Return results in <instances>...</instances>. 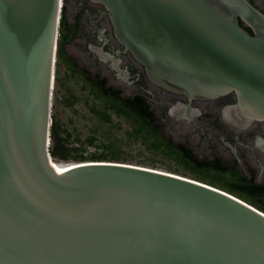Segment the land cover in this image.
I'll use <instances>...</instances> for the list:
<instances>
[{
	"label": "water",
	"instance_id": "water-1",
	"mask_svg": "<svg viewBox=\"0 0 264 264\" xmlns=\"http://www.w3.org/2000/svg\"><path fill=\"white\" fill-rule=\"evenodd\" d=\"M90 1L148 81L189 101L171 115L232 94L231 125L264 121V14L248 0ZM60 2L0 0V264H264V214L223 191L131 164L52 163Z\"/></svg>",
	"mask_w": 264,
	"mask_h": 264
},
{
	"label": "trees",
	"instance_id": "trees-1",
	"mask_svg": "<svg viewBox=\"0 0 264 264\" xmlns=\"http://www.w3.org/2000/svg\"><path fill=\"white\" fill-rule=\"evenodd\" d=\"M61 23H65L64 18H61ZM240 25L252 34L242 21ZM67 43V39L58 36L53 93L58 89L56 94L60 95L61 103L68 108H74L80 102L72 84L77 85L84 93V102L89 112L101 125L111 128L114 125L113 117L124 120L130 126L126 132L127 138L135 143L140 142L154 156H162L174 162L188 174L180 176L223 191L264 214V197L252 194L258 186L251 185L247 188L246 185L239 183L236 175L229 176L218 164L212 165L205 160H199L187 144L175 143L164 134L162 117L157 114L144 92L124 96L120 89L109 86L106 79L91 75L67 54L65 49ZM61 68H64L62 75L59 72ZM50 136L49 152L53 160L128 164L119 144L120 140L110 135L101 153H87L85 147L86 144H95L96 134L83 140L74 130L58 120L52 119ZM169 173L179 175L177 171Z\"/></svg>",
	"mask_w": 264,
	"mask_h": 264
},
{
	"label": "flooded vegetation",
	"instance_id": "flooded-vegetation-1",
	"mask_svg": "<svg viewBox=\"0 0 264 264\" xmlns=\"http://www.w3.org/2000/svg\"><path fill=\"white\" fill-rule=\"evenodd\" d=\"M248 1L264 14V0ZM61 18H64V24L61 23ZM59 28L64 30L59 36L68 40L66 46L82 41L84 53L92 58V66H84L71 56L82 68L99 79H106L111 86L108 78L93 71L95 68L103 69L105 66L113 72L115 79H119L118 81L125 83L127 87H137L138 92H144L149 97L163 123L171 115L169 110L171 106L189 104L182 96L158 88L156 91L151 90L143 67L130 53L124 52V47L116 39L109 13L102 5L90 0H62ZM91 47L102 48L114 56L119 61V71L113 68L111 62L105 63ZM120 90L124 95L123 90ZM234 103L235 96L232 94L216 100H194L190 104L191 112L186 113L184 107L179 117L186 116L191 119L193 127L210 140L213 154L216 156L207 162L212 165L218 164L229 176L236 175L239 183L246 185L247 188L251 185L258 186L252 194L264 197V121H256L242 128L231 125L226 120L224 109ZM155 105L158 106L157 109Z\"/></svg>",
	"mask_w": 264,
	"mask_h": 264
},
{
	"label": "rangeland",
	"instance_id": "rangeland-1",
	"mask_svg": "<svg viewBox=\"0 0 264 264\" xmlns=\"http://www.w3.org/2000/svg\"><path fill=\"white\" fill-rule=\"evenodd\" d=\"M82 41H77L66 46V52L77 59L84 66H92V58L84 53L82 48ZM98 48V47H97ZM109 63V62H105ZM94 73H100L102 76L109 79L111 86L122 89L125 96H131L137 93V87H127L125 83L114 78V74L109 69L103 67L95 68ZM60 74L64 72V68L60 69ZM151 90L156 91L151 83H149ZM76 95L80 98V102L74 108H68L60 102V95L56 94V89L52 96V119L64 123L69 129L74 130L84 140L90 135L96 134V142L93 145L86 144L87 153H101L104 149V144L108 143V135L119 139V144L125 154L128 164L140 165L148 168L155 167L158 170L165 172H176L179 175H188L185 171L177 166L174 162L162 156H154L148 151L140 142H132L127 136L126 132L130 129L128 123L124 120L113 117L114 125L110 128L107 125H101L95 117L89 112L87 104L84 102V93L81 92L77 85L72 84ZM158 100V98H157ZM157 109L158 106L155 105ZM174 105L170 107V111ZM200 111H198V114ZM196 114V115H198ZM195 115V116H196ZM196 120V119H194ZM163 132L171 138L175 143L187 144L195 153L199 160L212 161L215 154H213L212 145L209 139H206L202 132L193 127L192 120L186 116L176 117L170 115L164 123ZM218 145V144H217ZM219 146V145H218ZM220 147V146H219ZM227 153V152H226ZM59 164H76L77 162H64L54 160ZM153 162L155 165H153ZM190 177V176H188Z\"/></svg>",
	"mask_w": 264,
	"mask_h": 264
},
{
	"label": "bare ground",
	"instance_id": "bare-ground-1",
	"mask_svg": "<svg viewBox=\"0 0 264 264\" xmlns=\"http://www.w3.org/2000/svg\"><path fill=\"white\" fill-rule=\"evenodd\" d=\"M62 5V0L60 2V6ZM57 50V49H56ZM52 163L56 166H74L75 164H59L57 162H54V160H52ZM77 164V163H76Z\"/></svg>",
	"mask_w": 264,
	"mask_h": 264
},
{
	"label": "built area",
	"instance_id": "built-area-1",
	"mask_svg": "<svg viewBox=\"0 0 264 264\" xmlns=\"http://www.w3.org/2000/svg\"><path fill=\"white\" fill-rule=\"evenodd\" d=\"M62 6V5H61Z\"/></svg>",
	"mask_w": 264,
	"mask_h": 264
}]
</instances>
